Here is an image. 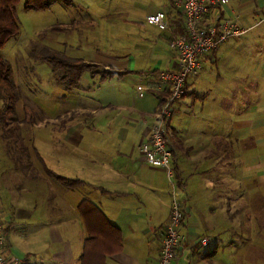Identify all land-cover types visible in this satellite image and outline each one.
I'll use <instances>...</instances> for the list:
<instances>
[{
    "label": "crops",
    "instance_id": "crops-1",
    "mask_svg": "<svg viewBox=\"0 0 264 264\" xmlns=\"http://www.w3.org/2000/svg\"><path fill=\"white\" fill-rule=\"evenodd\" d=\"M227 1L224 8L226 15H232L241 27L250 29L249 34L225 44V48L223 45L212 53L213 58L212 54L205 56L203 63L207 60L218 66L225 61L231 69L226 76L228 89L222 93L221 99L227 102L228 109L221 116L225 118L222 120L224 127L227 121L228 136L233 137V146L228 151L225 145L218 143L216 149L206 150L204 144L208 138L197 136L199 126L196 122L179 126L182 129L179 136L172 119L181 106L190 107L185 101L188 93L174 105L170 119L175 146V180L180 197L184 196L183 200L187 203V212L191 215L195 211L199 218L195 227L190 220L185 225V244L181 254L184 258L179 264L185 263V260L187 263L195 261L200 253L199 245L208 246V241L206 245L200 241L204 238L210 240L208 233L215 231V224L208 226L201 218L202 210L210 204L208 196L211 187L215 188L205 172L215 173L216 169L218 172L228 171L232 162L238 163L235 169L243 173L246 183L252 180L255 172L256 186L264 185V0ZM96 2L99 4L94 8H85L94 25L111 14V10L107 12L103 7L105 0ZM250 3H257L258 7ZM163 12L168 14L169 31L161 32L148 26L146 18L149 15L144 17L141 26L146 37L143 40L148 41V46L156 52L153 59L158 61L157 66L147 68L140 77H136L133 75L137 74L134 55L116 56L98 50L94 56L97 64L107 71L123 75L109 80L107 86L100 84L97 90L88 84L70 92L79 96L85 94L83 106L87 109L82 111L84 115L95 117L89 125L75 121L81 123L69 124L64 138L37 142V147L31 149L32 153L24 142L29 159L15 154L14 150L13 153L7 151V156L1 154L0 217L5 228L8 256L23 260V264H158L162 233L171 214L172 187L166 170L148 163L140 148L148 140L155 124V113L164 92L152 89L154 74L162 71L160 67L165 62L171 65V69L174 68L177 59L168 42L173 32L182 33L181 12L172 6ZM257 20H260V25L255 27ZM131 24L134 26V23ZM164 46L172 57L161 54L159 49ZM81 60L90 63L86 58ZM131 77L144 81L142 84L145 87H142L145 92L158 97L153 108L149 102L151 99L141 100L138 95L131 96L121 85V81ZM219 79L223 77L219 76ZM194 80L189 79L188 89L196 82ZM96 108L105 116L102 124L98 123L99 111ZM210 112L212 117L218 115L217 108H211ZM231 129L234 133L229 135ZM188 136L191 137L189 140ZM221 136L225 134L218 137ZM179 146L183 152L179 151ZM212 154L216 166L204 169L200 163L210 162ZM239 154L243 159L237 162L239 158L236 160V155L239 157ZM20 161L26 162L21 164ZM222 163L225 164L221 166ZM190 164L192 173H189ZM49 171L84 183L77 189H67L51 177ZM229 186L230 197L236 204L239 196L243 195L242 181L236 179L234 182L232 179ZM82 203L84 214L80 208ZM92 205L98 208V212L92 210ZM211 211L214 215V209ZM203 228L205 234L201 232ZM89 232L96 239L94 247L87 251L85 245L90 238ZM215 241L218 243L219 239ZM216 251L202 256L213 257Z\"/></svg>",
    "mask_w": 264,
    "mask_h": 264
},
{
    "label": "rangeland",
    "instance_id": "rangeland-1",
    "mask_svg": "<svg viewBox=\"0 0 264 264\" xmlns=\"http://www.w3.org/2000/svg\"><path fill=\"white\" fill-rule=\"evenodd\" d=\"M25 4L26 0H21L17 7L21 31L16 38L7 42L0 51V56L11 64L13 79L22 97L28 101L29 112L27 114V110H25L26 102L23 98L17 102L15 113L10 114L3 109L4 106L0 100V156L1 154L7 156V148L14 150V153L17 154L21 144L25 145L24 142L31 152L37 142L52 138H64V131L69 127V124L81 123H74L80 120L83 124L89 125L93 120L94 116L84 115L85 112L82 111L83 108L87 109L86 106H83L85 94L79 96L77 93L70 94L69 91H66L59 80L61 75L53 73L51 65L42 59L43 56L56 51L74 60L86 58L90 63L97 64L94 56L98 50L116 56L132 54L137 59V61L135 60L137 74L133 75L140 77L143 72L147 71V68H154L158 65V61L153 59L155 50L148 46V41L143 40L146 38L145 32L143 33L144 28H141L144 17L157 11H166L171 6L174 7L173 0H105L103 7L107 12L111 10V14L107 15V19H102L98 25H94L92 16L87 15L88 11L85 8H94L99 4L96 0H73L71 7L57 2L48 10H27ZM254 4L258 7L257 3H250V5ZM230 19H233L232 15ZM126 21L128 22L126 23ZM131 23H134V26ZM254 24L255 27H258L260 20L255 21ZM237 25L243 28L238 23ZM238 26L237 28H239ZM249 31L250 29H247L248 34ZM236 38L240 39V37H229L223 45L231 43ZM159 50L162 55L166 54L168 57H172L165 46ZM211 54H206V56ZM211 56L213 58L214 54ZM224 57L227 58L226 55ZM151 61L153 63L150 65ZM171 68L167 62L160 67L162 71ZM230 70L225 61H221L216 66L206 60L203 63L201 74L198 77L190 78V81L194 79L196 81L189 86V95L185 100L190 104V107L181 106L175 111L172 119L180 137L182 129L179 126L184 127L187 122L188 124L196 122L199 126L197 136L208 138L204 144L206 150L216 149L215 146L218 143L225 145L228 151L231 150L233 137L228 136L227 121L224 127L222 120L225 118L221 116L228 109L227 102L221 101V99L222 93L226 88L228 89L226 76ZM219 76H222L223 79L220 80ZM136 77L120 82L131 96L138 95V87H145L142 84L144 81L142 82ZM138 81H140L139 84ZM109 83L107 81L101 85L107 86ZM88 84L97 90L100 82L98 78L93 79L89 73H85L81 80V86ZM161 96L165 99L168 92L164 91ZM143 98L151 99L149 102L153 104L152 108L157 104L158 97L148 94L145 90L141 100ZM211 108H217L218 115L212 117ZM96 109L99 111L98 123L102 124L105 116L98 108ZM180 109L181 112H179ZM185 121L186 123L182 124ZM222 130L224 131L222 132ZM233 133L234 131L231 129L229 135ZM214 134L216 139L212 138ZM219 134H225V136L218 137ZM189 138L191 137L188 136V140ZM178 149L181 151V146ZM213 154L210 162L200 163L204 169L208 170L211 165L216 166ZM242 159L241 154L239 157L236 155L237 162ZM223 164L225 163H222L221 166ZM238 166V163L232 162L231 169L228 171L218 172L216 169L215 173L205 172V176L210 178L215 188L211 187V194L208 196L210 200L208 204H210L202 210L201 218L208 226H211L212 223L215 224L213 226L215 231L212 230L208 233L210 237V240L207 239L208 246L199 245L200 253L196 260L190 261V263L185 260V263L182 261L183 264H264V185L256 186L255 172L252 180L247 184L243 179V173L236 171L235 168ZM191 168L192 164H190L189 173H192ZM232 168H234L233 171ZM232 179L234 182L236 179L242 181L243 195L239 196L236 204H234L235 200L233 201V198L230 197L231 188L229 185ZM169 185L171 186L170 182ZM188 186L189 182L187 181ZM183 197H179V200L185 199ZM186 204L183 200L181 210L184 211L185 225H188L190 220L195 227L199 218L195 211L189 215ZM242 204H244L243 207ZM211 209H214V215ZM201 232L206 233L204 228ZM217 238L219 239L218 243L215 241ZM215 249L217 251L213 257L204 258L202 256ZM152 258L156 259L157 256ZM183 258L184 255L177 257L173 264H179ZM158 262L159 260H157Z\"/></svg>",
    "mask_w": 264,
    "mask_h": 264
},
{
    "label": "built area",
    "instance_id": "built-area-1",
    "mask_svg": "<svg viewBox=\"0 0 264 264\" xmlns=\"http://www.w3.org/2000/svg\"><path fill=\"white\" fill-rule=\"evenodd\" d=\"M227 4V0H173V6L182 16V33L173 32L168 42L177 62L173 69L154 74L155 83L152 89L167 91L168 96L162 99L155 113V124L151 128L149 138L140 148L148 163L166 170L172 187L171 214L161 238L158 264H173L183 253L185 244V215L181 210L180 189L173 168L174 135L170 128L173 107L187 95L189 79L201 74L206 54L217 51L229 37H241L247 33V29L240 28L237 22L226 15L224 8ZM146 24L161 32H167L171 28L168 14L163 11L149 15ZM143 92V87H138L140 97ZM200 243L205 245L207 239H202ZM6 250L5 228L0 217V264H23V260L8 256Z\"/></svg>",
    "mask_w": 264,
    "mask_h": 264
},
{
    "label": "trees",
    "instance_id": "trees-1",
    "mask_svg": "<svg viewBox=\"0 0 264 264\" xmlns=\"http://www.w3.org/2000/svg\"><path fill=\"white\" fill-rule=\"evenodd\" d=\"M21 0H0V51L4 48L7 42L16 38L21 31V22L17 13V7ZM57 2H62L64 5L71 7L73 0H26L25 8L27 10H42L50 9ZM47 61L53 70L54 74L61 75L60 82L64 85L66 91L79 90L81 88V80L85 73H89L93 79H99L100 84H103L114 77H121L123 73H114L107 71L103 66L94 63H87L81 59L74 60L65 57L56 51L49 52L48 55L42 57ZM17 85L13 79V71L11 64L0 56V100L2 101L3 109L7 113H15V107L22 97L17 89ZM160 104L163 96L160 97ZM25 110L29 112V104L26 99ZM7 119V117H4ZM28 119V118H27ZM19 143V142H17ZM8 153H13L12 149L7 148ZM17 151V150H16ZM19 155H23L25 159H29V151L26 146L21 144L18 149ZM26 161H20L24 164ZM49 175L53 177L59 184L67 189H77L83 185V181L73 180L61 177L49 171ZM86 203V202H83ZM81 205V212L84 214L85 209ZM92 210L97 211V207L92 205ZM98 212V211H97ZM90 233V232H89ZM94 234L90 233V238L86 241L85 250L89 251L94 247Z\"/></svg>",
    "mask_w": 264,
    "mask_h": 264
}]
</instances>
